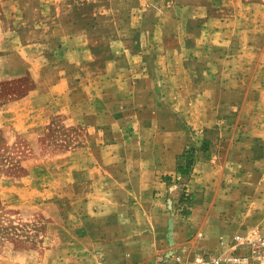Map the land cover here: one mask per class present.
Listing matches in <instances>:
<instances>
[{"label": "rangeland", "instance_id": "obj_1", "mask_svg": "<svg viewBox=\"0 0 264 264\" xmlns=\"http://www.w3.org/2000/svg\"><path fill=\"white\" fill-rule=\"evenodd\" d=\"M152 124L199 142L178 195L125 188ZM205 201L196 237L264 235V0H0V264H187Z\"/></svg>", "mask_w": 264, "mask_h": 264}, {"label": "crops", "instance_id": "obj_2", "mask_svg": "<svg viewBox=\"0 0 264 264\" xmlns=\"http://www.w3.org/2000/svg\"><path fill=\"white\" fill-rule=\"evenodd\" d=\"M97 95L102 97V94ZM189 108L190 107H187L184 110L188 111ZM142 127L148 128L151 127V124L149 126V124L145 123ZM152 127L153 135L140 139L137 137L138 148H140L139 152L133 151V148L128 152V156L124 162L125 168H123L122 172L126 184L125 188L127 187L129 191L157 188L160 190V194L173 188V191H176L175 194L178 195L181 189L180 185L173 182V179L165 181L159 178V176L161 174H167L169 176L172 173L174 174L177 169L179 155L188 146L199 144V142L193 141L195 136L190 138L191 134L182 132V130L175 128L173 125H170L169 129L166 131L161 130L160 127H158L157 130L156 124H152ZM116 145H118V142L105 145L104 150L106 153L103 157L105 158L104 164L106 166L105 168L96 166L97 168L107 172L106 168L108 163L111 165L116 160L114 159L116 154L113 153ZM195 153L197 154L199 152L195 151ZM213 161L214 160L204 161L197 157L192 170V177L195 173H200V171H216L215 168L213 169ZM199 177L202 178L201 175ZM192 180L193 179H190V181ZM195 180H198V178ZM210 207L213 206H210L209 202L205 201L196 205L187 220H173L174 222L171 225L169 240L174 246L172 252L178 256L176 259L185 260L186 263L189 264L202 250H222L219 238H216V236L209 234L208 236L200 235V237H196L194 235V232L199 228L205 229L206 225H209L207 227L210 228L218 226L215 225V218L212 216L213 214ZM223 235L220 236V238L224 240L231 239V235L227 234V237Z\"/></svg>", "mask_w": 264, "mask_h": 264}, {"label": "built area", "instance_id": "obj_3", "mask_svg": "<svg viewBox=\"0 0 264 264\" xmlns=\"http://www.w3.org/2000/svg\"><path fill=\"white\" fill-rule=\"evenodd\" d=\"M222 250L204 251L189 264H264V235L253 230L220 240Z\"/></svg>", "mask_w": 264, "mask_h": 264}, {"label": "trees", "instance_id": "obj_4", "mask_svg": "<svg viewBox=\"0 0 264 264\" xmlns=\"http://www.w3.org/2000/svg\"><path fill=\"white\" fill-rule=\"evenodd\" d=\"M209 143L207 139H204L200 149L202 151L207 150L206 145ZM193 149H186L185 152L183 153L182 159H184V163H179L177 166L178 171H180L182 174H189V172L192 169V165L194 163V156L192 154Z\"/></svg>", "mask_w": 264, "mask_h": 264}, {"label": "water", "instance_id": "obj_5", "mask_svg": "<svg viewBox=\"0 0 264 264\" xmlns=\"http://www.w3.org/2000/svg\"><path fill=\"white\" fill-rule=\"evenodd\" d=\"M169 234H170V232H169Z\"/></svg>", "mask_w": 264, "mask_h": 264}]
</instances>
